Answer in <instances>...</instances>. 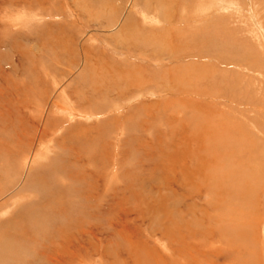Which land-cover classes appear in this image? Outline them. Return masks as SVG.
Here are the masks:
<instances>
[{"label": "rangeland", "instance_id": "obj_1", "mask_svg": "<svg viewBox=\"0 0 264 264\" xmlns=\"http://www.w3.org/2000/svg\"><path fill=\"white\" fill-rule=\"evenodd\" d=\"M64 97L75 116L59 114ZM183 128L200 145L193 160L224 147L197 178L201 206L215 179L232 181V146L264 156V0H0V264H170L128 185L150 172L157 185ZM263 207L264 192L259 234ZM90 223L102 233H84Z\"/></svg>", "mask_w": 264, "mask_h": 264}, {"label": "bare ground", "instance_id": "obj_2", "mask_svg": "<svg viewBox=\"0 0 264 264\" xmlns=\"http://www.w3.org/2000/svg\"><path fill=\"white\" fill-rule=\"evenodd\" d=\"M64 98L65 101L67 102V98L66 97ZM183 101L181 100L180 102L183 103ZM66 102L64 104L65 107H63V109L60 110L59 114L62 113L61 116H63L64 113L65 115H67V117L68 115H72V116L74 114L76 115V113L72 114L73 110L72 112L69 111L72 106H70L71 105L70 103L68 102L66 103ZM187 103L188 101L186 102V104ZM196 105L199 104L196 103ZM118 107H120V105H118ZM72 109L74 108L72 107ZM90 115L91 118H93L94 116L96 118H99L100 116V115L97 116L93 112ZM70 118L72 119V117ZM252 126L255 127L256 129V126L254 125ZM85 129L87 130V128ZM168 130H171V127ZM221 130L222 129H220V131ZM208 131H205L206 134L208 133ZM173 133L176 134L174 130L170 131V133L168 134L170 135V137H172L174 136ZM206 134L204 133L203 135ZM118 137H119L118 139H120L121 133L118 134ZM230 137L235 139V133L233 134L231 133ZM196 138L197 136H194L193 134L189 135V132L187 131L184 132V128H183L180 131L179 138L177 137L176 141H171L173 139L172 137L170 138L168 143L166 142L167 151H164L161 159H159V161L160 160L162 161L163 159V163H160L161 167L159 166V170L164 172V177L161 178L160 181L158 178H156L157 185H154L149 189H147L148 186L145 185L146 181L154 179V176L151 172L148 178L141 177V179L140 178L138 179L139 181L133 182L134 181L133 180L131 184L128 185V187H132V196H131V199L133 200L132 214H135L136 218H138L141 222H143L142 220L149 219L150 217H152V215L157 218L153 221V224L154 223L160 224L158 230H161L162 236L165 234V236L163 237V239L166 240V244L164 248L166 251H168L166 257L167 259L168 258L170 259V264L173 261L174 263L172 264L175 263L176 264H194V263L195 264L198 263L200 264H264V239H262V236L264 234H261V231L259 234L260 220L258 215L262 194L264 192V156L259 155V160H258L259 162L257 163L255 161H252L251 159L252 157L250 156V152L254 151L252 150L254 146L250 145L249 147H246L247 149L244 148L246 150L242 151L241 153H237L235 150L236 145L238 146L239 143L236 144L235 146H232L234 147L233 153H230L231 157H229L230 159L232 158V162L228 172H229V176L233 177V179L231 182H224V183L215 179L214 181L215 187L212 193L213 199L211 200L210 198L211 202L209 201L210 202L209 206L204 207L201 206L200 203H198V201H196V197L198 198L199 195L201 194V187L200 185H197L196 181L198 177H202V180L204 179L203 180L204 182L209 177H211L209 172H207L208 164L217 167L215 161L219 160V157H221V155L222 156L224 155L222 149L224 147L219 145L216 147L214 151L217 159L216 160L214 159V161L210 159L208 160L207 156L205 155H204L205 157H202V160L196 156L198 160L196 158L194 159L195 160L194 161L191 158L193 155L194 156L197 155V151L199 150L200 147V145H197ZM257 148L260 149L259 146ZM241 150L242 148L239 149V151ZM255 158L254 160H257ZM234 159L236 164L240 159V165L238 166V168L235 167L234 165ZM114 165L116 169L113 171V177H118V175H116L117 165L116 164ZM80 173L81 172H79V174ZM89 174L91 173L89 172ZM38 175L31 174V177L36 178ZM31 177L29 176V178ZM79 178H81V176H79ZM37 179L39 180L38 177ZM87 179L89 180V178ZM29 182H31V180H29ZM94 184L90 187L91 190L87 189L86 191L85 194L86 201L87 200L89 201V198H91L92 200L99 198L96 192V190L99 187L95 186ZM211 189L212 187L209 188L208 190ZM231 204L238 210V212L233 215L230 214V210H229ZM100 205H99V209H102L103 207L102 205L101 206ZM34 206L37 207V204ZM2 207H4V209L7 211L8 209H10L8 205H4ZM109 208H111L113 212L115 209V205L114 206L110 205V207H107V209ZM11 211L13 212V210ZM128 212L129 211L126 210V213ZM222 214L224 217L222 216ZM244 219H247L248 222L245 226H240V227L235 226L234 224L235 220H238L239 222L244 224L243 221ZM15 221H16L15 225L17 226V220ZM66 225L67 223H65V226ZM153 229L156 230L155 226H153ZM85 230L86 232L84 231L82 232L94 234V235H96L97 233L98 234L102 233V229H100L97 224L90 223L88 227L85 228ZM4 236L6 235L0 234V245L4 243L5 240H7L5 239L3 241V239H1V238H5ZM59 241L60 243L65 242L64 235H61ZM174 242L177 245H175ZM104 249H103L104 250L103 253L105 254L108 253L109 250L107 246ZM54 250L55 248L53 245L50 247L49 250L45 249L43 255L44 257L47 256L48 262H51L50 259L53 256L51 254L54 253ZM204 250L209 252H206ZM63 251L64 250H61L60 252L62 253ZM56 254H58V248L56 249ZM168 263H169L168 261L165 262V264Z\"/></svg>", "mask_w": 264, "mask_h": 264}]
</instances>
